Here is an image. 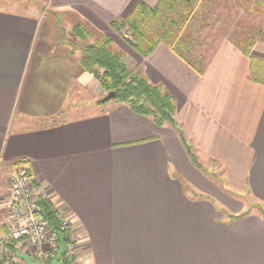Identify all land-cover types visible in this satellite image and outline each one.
<instances>
[{
  "label": "crops",
  "instance_id": "1",
  "mask_svg": "<svg viewBox=\"0 0 264 264\" xmlns=\"http://www.w3.org/2000/svg\"><path fill=\"white\" fill-rule=\"evenodd\" d=\"M161 1L0 9V264L37 261L7 229L20 169L72 215L80 264H264V40L258 34L248 52L221 40L198 54L202 73L166 43L143 57L111 24ZM77 27L92 43L109 38L130 69L162 87L177 126L103 102L109 93L80 65Z\"/></svg>",
  "mask_w": 264,
  "mask_h": 264
},
{
  "label": "trees",
  "instance_id": "2",
  "mask_svg": "<svg viewBox=\"0 0 264 264\" xmlns=\"http://www.w3.org/2000/svg\"><path fill=\"white\" fill-rule=\"evenodd\" d=\"M201 0H162L150 9L139 6L125 20L114 22L111 27L118 33L127 29L133 40L128 44L141 56H150L161 43L172 50L198 72L202 73L203 61L192 58L193 37L188 28L197 17ZM76 37L84 40L87 31L82 27L75 30ZM85 41V40H84ZM111 40L102 37L94 44H85L81 49L80 65L84 72L94 75L107 93H116L119 102L129 104L136 112L151 117L159 126H177L174 99L160 86H153L139 72L127 67L124 57L111 49ZM251 42L246 47L248 52ZM50 204H40L42 213L57 228Z\"/></svg>",
  "mask_w": 264,
  "mask_h": 264
},
{
  "label": "built area",
  "instance_id": "3",
  "mask_svg": "<svg viewBox=\"0 0 264 264\" xmlns=\"http://www.w3.org/2000/svg\"><path fill=\"white\" fill-rule=\"evenodd\" d=\"M124 37L132 41V33L125 29ZM11 208L7 229L11 240L25 242L34 258L42 263L56 261L61 248L60 236H64L65 251L61 264H80L82 235L70 212L61 204L54 203L47 188L37 186L26 169L18 170L10 179ZM40 202L50 204L57 228L42 213Z\"/></svg>",
  "mask_w": 264,
  "mask_h": 264
},
{
  "label": "rangeland",
  "instance_id": "4",
  "mask_svg": "<svg viewBox=\"0 0 264 264\" xmlns=\"http://www.w3.org/2000/svg\"><path fill=\"white\" fill-rule=\"evenodd\" d=\"M0 9L22 15H41L44 13L40 0H0ZM197 18L200 23L205 22V26H198L200 24L198 23L196 26L189 27L187 30L188 35L192 36L194 40L200 38L199 34L202 36L207 35L208 43L210 39V44L206 47L202 46L198 40L194 42L197 55L192 56V58L198 62H202L201 56L198 54H208L223 39L233 40L242 48H246L250 42L256 41L259 35L260 39L264 40V6L259 5L256 0H203L197 12ZM206 25H208V28ZM90 34L87 33L88 36L85 37V41L79 38L80 49L86 43L94 44L91 42L94 36ZM120 34L124 36L125 30ZM255 37L257 39H253ZM111 49L113 51L114 49L117 50V44L112 43ZM115 53L121 54L119 49ZM121 55H123L127 65L126 56L123 52ZM127 67L129 68L128 65ZM257 67L256 64L255 68ZM129 70L137 71L130 68ZM254 204L253 202L250 208L257 210Z\"/></svg>",
  "mask_w": 264,
  "mask_h": 264
},
{
  "label": "water",
  "instance_id": "5",
  "mask_svg": "<svg viewBox=\"0 0 264 264\" xmlns=\"http://www.w3.org/2000/svg\"><path fill=\"white\" fill-rule=\"evenodd\" d=\"M117 95L116 93L112 92V93H109L105 99L103 100V102H109L111 100H114L116 99ZM60 242H61V248L58 252V255H57V258H56V261L51 263V264H61V260H62V256H63V253L65 251V240H64V236L61 235L60 236ZM24 260L26 261V264H46V263H42L40 261H32L30 258L28 257H24Z\"/></svg>",
  "mask_w": 264,
  "mask_h": 264
}]
</instances>
